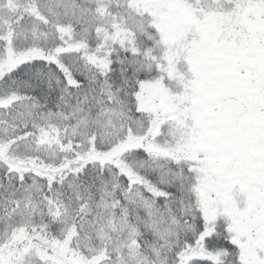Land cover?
<instances>
[{"label": "snow or ice", "instance_id": "snow-or-ice-1", "mask_svg": "<svg viewBox=\"0 0 264 264\" xmlns=\"http://www.w3.org/2000/svg\"><path fill=\"white\" fill-rule=\"evenodd\" d=\"M0 264H264V0H0Z\"/></svg>", "mask_w": 264, "mask_h": 264}]
</instances>
